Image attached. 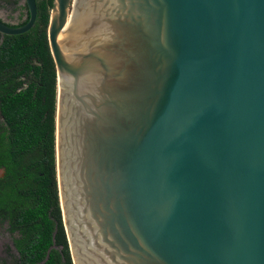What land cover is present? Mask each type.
Returning a JSON list of instances; mask_svg holds the SVG:
<instances>
[{
	"label": "water",
	"instance_id": "95a60500",
	"mask_svg": "<svg viewBox=\"0 0 264 264\" xmlns=\"http://www.w3.org/2000/svg\"><path fill=\"white\" fill-rule=\"evenodd\" d=\"M47 40L72 264H264V0H53Z\"/></svg>",
	"mask_w": 264,
	"mask_h": 264
},
{
	"label": "trees",
	"instance_id": "16d2710c",
	"mask_svg": "<svg viewBox=\"0 0 264 264\" xmlns=\"http://www.w3.org/2000/svg\"><path fill=\"white\" fill-rule=\"evenodd\" d=\"M35 1L34 26L4 36L0 46V71L14 72L12 88L0 91L8 121L0 142V221L16 232V264H72L56 179V71L47 40L53 0ZM17 76L24 79L12 82Z\"/></svg>",
	"mask_w": 264,
	"mask_h": 264
},
{
	"label": "flooded vegetation",
	"instance_id": "af4514ba",
	"mask_svg": "<svg viewBox=\"0 0 264 264\" xmlns=\"http://www.w3.org/2000/svg\"><path fill=\"white\" fill-rule=\"evenodd\" d=\"M27 21H28V10L24 0H22V3H20V0H0V22H2L3 24L9 27L17 28L26 24ZM4 36L6 35H2L0 33V46L4 41ZM0 74H1L0 84H3V86H0V91L1 90L8 91L10 88H12L9 86L8 83L9 78L11 79L13 77L14 72L0 71ZM23 79H24L23 77L17 76L15 79H12L11 81L17 83L18 81ZM18 90H20V88ZM1 100H2V93H0V142L3 139V135L6 134V130H7L6 127L8 125V121L7 119H5L2 112L3 104ZM2 152H3V144L1 143L0 153ZM0 173H1L0 178H2L4 176V169H0ZM3 223L6 225V228L8 229L7 221H3ZM7 229L6 231L7 234L9 235V245L8 246L4 245L3 247L0 246V264H16L15 262H13V258L17 255L13 245V239L16 236L15 235L16 232L10 234ZM3 244L4 243H2V245Z\"/></svg>",
	"mask_w": 264,
	"mask_h": 264
},
{
	"label": "rangeland",
	"instance_id": "374dc122",
	"mask_svg": "<svg viewBox=\"0 0 264 264\" xmlns=\"http://www.w3.org/2000/svg\"><path fill=\"white\" fill-rule=\"evenodd\" d=\"M20 3H22V0H20ZM1 177V173H0ZM6 225L0 221V246L3 247L4 245H9V235L7 234L6 231ZM2 243H4L2 245Z\"/></svg>",
	"mask_w": 264,
	"mask_h": 264
}]
</instances>
